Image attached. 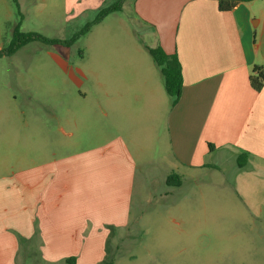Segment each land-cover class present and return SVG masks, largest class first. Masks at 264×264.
Instances as JSON below:
<instances>
[{
  "label": "crops",
  "instance_id": "0c3cea01",
  "mask_svg": "<svg viewBox=\"0 0 264 264\" xmlns=\"http://www.w3.org/2000/svg\"><path fill=\"white\" fill-rule=\"evenodd\" d=\"M219 1H133L134 15L153 36L150 47L180 62L176 105L149 82L150 69L131 61L101 72L120 84L129 79L100 87L109 99L106 107L99 104L102 115L117 117L108 139L63 156L44 152L40 140L39 162L19 168L0 159V264H68L71 257L75 264L102 262L107 226L118 232L130 225L137 171L151 163L148 158L167 154L182 168L211 173L227 156L251 186L254 174L262 182L264 87L253 89L250 77L264 66L263 17L257 1L239 2L231 11H221ZM69 129L58 124L55 131L72 139ZM45 130L54 131L43 123L39 133ZM240 156L247 159L242 168Z\"/></svg>",
  "mask_w": 264,
  "mask_h": 264
},
{
  "label": "rangeland",
  "instance_id": "374dc122",
  "mask_svg": "<svg viewBox=\"0 0 264 264\" xmlns=\"http://www.w3.org/2000/svg\"><path fill=\"white\" fill-rule=\"evenodd\" d=\"M117 1L18 0L17 8L14 0H0V50L10 44L18 23L23 32L67 41ZM133 1L126 0L122 12L108 15L71 47L37 41L0 58V159L19 168L39 162L40 140L44 152L63 156L108 139L117 117L110 111L102 115L99 104L106 107L109 99L100 87L129 79L117 83L102 76L103 70H122L134 61L154 73L149 82L170 102L146 50L153 36L134 15ZM255 5L262 31L264 0ZM43 123L54 131L39 133ZM58 124L72 127L75 137L56 132ZM101 130L108 133L86 139ZM148 161L137 171L130 225L111 238L114 264H264V176L261 182L252 175L251 186L227 156L217 161L220 171L211 173L182 168L167 154ZM173 173L180 186L167 185Z\"/></svg>",
  "mask_w": 264,
  "mask_h": 264
},
{
  "label": "trees",
  "instance_id": "16d2710c",
  "mask_svg": "<svg viewBox=\"0 0 264 264\" xmlns=\"http://www.w3.org/2000/svg\"><path fill=\"white\" fill-rule=\"evenodd\" d=\"M126 0H118L115 4L110 7L102 9L97 17L87 23L83 29H81L75 36H73L70 40L64 41L59 39H49L41 34L35 32H23L21 30V23H18L15 27L12 40L10 44L0 50V58L4 56H12L15 52H17L20 48L31 42H42L46 45H60L63 47H71L74 45L81 37L85 36L92 27L100 24L108 15L122 12L123 4ZM259 0H220L219 1V9L221 11H231L233 10L239 2H252ZM14 3L17 8H19L18 0H14ZM146 50L153 58V61L159 68L161 75L163 77L164 87L167 95L172 100V106L176 105L180 99L182 86H183V78H182V70L180 62L176 55H168L166 54L161 47L151 48L146 47ZM251 86L256 91H261L264 87V66H256L253 69V74L250 77ZM212 149V147H210ZM247 163L246 156H240L237 160V164L240 168L244 167ZM168 186H180L181 179L180 177L173 173L168 176L166 181ZM107 229L110 230L109 236L107 238L106 247H105V258L99 264H114L117 256L114 254L110 247L111 238L114 236L116 232V228L114 226H107ZM20 238V237H19ZM22 240V238H20ZM76 259L74 257L68 258V264H75Z\"/></svg>",
  "mask_w": 264,
  "mask_h": 264
}]
</instances>
